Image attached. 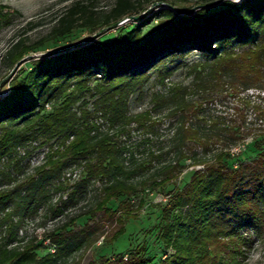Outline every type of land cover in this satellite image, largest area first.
<instances>
[{
  "label": "trees",
  "instance_id": "obj_1",
  "mask_svg": "<svg viewBox=\"0 0 264 264\" xmlns=\"http://www.w3.org/2000/svg\"><path fill=\"white\" fill-rule=\"evenodd\" d=\"M90 1H75L65 8L46 36L38 41L30 45L22 40L13 42L4 55L9 68L39 51L46 42L64 38L78 29L107 28L139 15L152 4L149 0H113L107 10L97 11ZM157 1L174 7L172 1L178 0ZM219 2L204 1L191 16L160 7L147 20L108 42H92L74 50L67 48L46 54L32 60L22 77L12 79L11 92L0 99V161L6 160L9 167L6 172L1 170L0 176L9 181L8 169L19 171L18 163L23 156H18L17 149L31 139L40 137L44 143L57 139L58 145L50 148L34 176L13 189L0 191V231L5 228L7 232V241L0 244V264H69L70 257L82 247L91 246L104 236L102 225L86 224L72 236L54 233L52 254L39 257L38 244L8 248L17 241L21 221L47 204L51 183L70 165L82 164L85 176L73 187L67 201L53 210V215H61L68 202L90 182L97 181L101 183L98 200L79 218H95L102 213L101 218L113 222L116 212L130 204L131 198H137L139 191L166 186L176 179L185 160L203 168L192 173L185 189L174 190L161 209L163 226L159 239L173 254L155 263L144 248H136L128 258L105 260L101 264L243 263L252 241L246 233L253 231L258 235L264 225V148L251 163L239 164L234 170L225 164L227 153L219 152L213 161L205 160L216 142L236 145L234 131L220 128L214 121L198 119V108L186 100L185 90L177 85L165 95L156 93L152 97V102L169 110L171 117L178 115L177 127L172 130L168 151L164 153L174 156L170 161H161V153H151L138 162L126 144L99 133L82 103L75 108L85 94L94 92L93 96L100 95L94 103L95 113L101 112L112 126H118L120 135L131 122L146 125L150 122L146 114L128 115L129 94L146 81L149 70L164 68L169 58L192 51L205 56L202 68L197 65L193 68L196 89L207 87L213 91L227 86L235 90L264 84V0ZM214 3L220 4L219 9L208 12L206 7ZM6 16L0 12V25ZM152 22L155 24L144 34V28ZM234 46L245 49L236 53ZM170 74L165 69L160 74L161 80ZM91 81L95 86H89ZM192 117L194 120L187 124ZM147 127L150 129L152 124ZM193 146L202 149L203 158H197L195 151L189 154ZM154 162L158 165L156 169L152 168ZM56 189L60 190L61 185L57 184ZM119 198L124 201L116 210L108 208L112 200ZM9 208L12 211L6 213ZM125 210L116 219L119 227L109 238L111 244L124 231L122 218L135 219ZM15 216L17 222H13Z\"/></svg>",
  "mask_w": 264,
  "mask_h": 264
},
{
  "label": "rangeland",
  "instance_id": "obj_2",
  "mask_svg": "<svg viewBox=\"0 0 264 264\" xmlns=\"http://www.w3.org/2000/svg\"><path fill=\"white\" fill-rule=\"evenodd\" d=\"M75 1L90 0H0V12L7 15L5 21L0 25V81L11 71L8 63L4 60V55L10 45L16 40H22L30 45L46 36L58 16ZM149 1L152 4L140 13L142 16L138 20H123L117 27L102 32L92 42H108L117 35L147 20L151 15L150 13L168 5L157 0ZM204 1L206 0H178L172 1V3L174 8L182 12L193 9L191 13H181V15L191 16L200 9L197 5ZM223 1L225 0H220L219 3ZM231 1L237 3L239 0ZM90 2L94 10L97 11L107 10L113 4V0H92ZM219 3L206 7L208 12L219 9ZM153 4L156 5L152 7ZM154 24L155 22H152L147 25L143 33L146 34ZM100 30L78 29L64 38L46 42L39 51L23 58L12 79L15 77L16 80L22 77L30 67L29 64L32 60L39 59L46 54L51 55L58 50L85 45L84 43ZM244 49L234 46L236 53ZM204 60L205 56L197 51H192L169 58L164 68L157 67L149 70L146 81L140 83L129 94L127 108L129 116L146 114V118L150 119V122L146 125L131 122L122 135L117 132L120 128L116 125L112 126L105 117H102L101 112L97 111L95 113L94 103L100 96L99 94L94 96V92L85 94L83 101L79 102L75 108L83 104L87 112L91 113V121L98 127L99 133L107 134L121 145L126 144V147L133 152L134 158L138 162L143 161L151 153H161L163 154L161 161H170L174 160V156L171 154L167 156L164 153L168 151L167 147L169 146L168 141L171 132L177 127L178 115L171 117L169 110L161 109L152 102V97L156 93L165 95L173 86H180L187 94L186 100L192 102L198 108V119L211 120L216 122L220 128L234 131L232 136L235 138L236 145L231 147L226 141H219L213 144L209 148L208 155H205V160L213 161L215 154L219 152L227 153L225 164L229 169L234 170L239 164L251 163L264 148V117L262 116L264 114V84L248 89L238 87L235 90L227 86L213 91H208L209 88L207 87L205 90L202 87L196 89L194 87L196 85L194 83L196 74L193 68L197 65L199 66L198 69H201ZM165 69H169L171 74L166 79L161 80L160 74H164ZM12 79L3 82L0 86V99L11 92ZM89 86H95L94 82H89ZM46 109L49 111L50 105ZM191 120H194L193 117L188 119L187 124H191ZM150 123L152 127L148 129L147 126ZM233 141L229 140V142ZM57 145V139L44 143L40 137H36L28 141L24 147L18 148V156H23V160L18 163L19 171L15 172L13 168L8 169V173L11 174V177H9L10 182L0 176V191L13 189L28 177L34 176L35 170L44 164L50 148L55 149ZM191 149L190 155L195 151L198 155L197 158L204 157L202 149L198 146H193ZM181 164L183 165L181 173L176 179H173L166 186H150L139 191L137 198H131L130 204L121 207L116 212L113 222H109L101 218L102 213L97 214L95 218H91V216L79 218L83 213L91 210L98 200L101 183L97 181L90 182L82 193L77 195L71 202H68L61 215H53V210L60 206L61 202L67 201L68 194L73 187L85 176L83 165L74 163L62 173L58 180L51 183L47 204L35 214L27 216L21 221L17 241L8 248H23L29 244H38L40 246L38 256L41 257L55 251V246L51 240L54 233L61 232L63 236L68 237L78 233L86 224L89 226L100 224L104 236L100 237L93 245L82 247L80 251L70 257L69 264H101L105 260L128 258L136 248H144L146 255L152 258L155 263L168 258L173 254V250L165 249L159 239L160 230L163 226L161 209L168 202L174 190L181 191L185 189L192 173L203 168L201 165H193L191 160H185ZM157 167L156 162L152 163L153 169ZM7 168L9 167L6 160H1L0 171L6 172ZM57 184L61 185L60 190H55ZM122 201H124V198L112 200L107 206L111 210H116ZM125 208L130 211L135 219L126 220L124 217V219L122 218L123 224L125 223L124 231L111 244L108 242L109 238L119 227L116 219L126 213ZM11 211L12 208H9L6 213ZM17 220L16 216L13 217V222H17ZM65 225L67 227L63 229L62 226ZM5 230L4 228L0 231L1 245L7 241ZM246 234L250 236L252 241L248 250L245 251L242 264H264V225L262 232L258 235L253 231Z\"/></svg>",
  "mask_w": 264,
  "mask_h": 264
},
{
  "label": "water",
  "instance_id": "obj_3",
  "mask_svg": "<svg viewBox=\"0 0 264 264\" xmlns=\"http://www.w3.org/2000/svg\"><path fill=\"white\" fill-rule=\"evenodd\" d=\"M155 5H156V4H153L152 7L155 6ZM164 8L169 9V10L173 11L174 13L176 12L177 14H180V13H191V12L193 11V9H191V10L188 11V12H182V11H179V10H177L176 8H174V7L170 6V5H166ZM141 16H142V14H139V15H136V16H133V17H129V18L125 19V20H134V21H135V20H138ZM119 23H120V22H118V23H116V24H113V25H111V26H109V27H107V28H103V29H101L99 32H97L96 34H94L93 36H91V37L87 40V42L84 43V44L86 45V44L92 42V41L95 40V39H96V38H97L102 32H104V31L107 30V29H113V28L117 27ZM78 47H79V46H78ZM75 48H77V47L70 48L69 50H74ZM63 51H66V50H63ZM21 61H22V60H21ZM21 61H20V62H21ZM20 62H18V63H17L12 69H11V71L7 74V76H5V77L0 81V86L2 85L3 82L12 79V77L15 75L16 71H17L18 68H19Z\"/></svg>",
  "mask_w": 264,
  "mask_h": 264
}]
</instances>
